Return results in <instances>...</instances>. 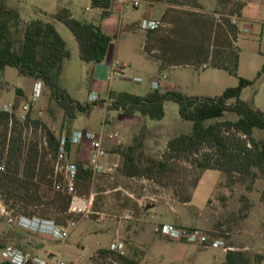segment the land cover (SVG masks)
Segmentation results:
<instances>
[{
    "label": "rangeland",
    "instance_id": "1",
    "mask_svg": "<svg viewBox=\"0 0 264 264\" xmlns=\"http://www.w3.org/2000/svg\"><path fill=\"white\" fill-rule=\"evenodd\" d=\"M5 1L12 7L24 6L30 10L40 7L52 10L56 5H62L68 7L73 16L90 20L102 21L105 17L101 16L100 8L91 6L90 0ZM243 1L138 0V4L134 5L132 0H112L111 6H116L121 12L107 14V17L115 20L114 27L108 30L115 33L110 46L114 51L113 58H118L124 64L120 76L110 75V64L107 68L106 60L83 61L79 57L78 45L70 29L64 23L57 22L59 30L63 33V30L66 31L64 35L71 51L66 61L64 78L66 85L71 89L69 92L85 102L90 100L88 93L92 87L98 92L99 98L108 102L110 90L145 93L154 88L151 85L152 79L160 77L159 85H168L170 82V88L187 94L214 95L226 86L237 84L238 75H241L251 82L241 89L240 98L264 111V0ZM220 16L222 20L226 16L230 20L229 23L223 20L225 27L217 23ZM142 18L158 22L159 29L152 33L147 42L155 48L150 52L162 55L165 62L180 54L197 61L199 52H204L205 48L212 51L207 59L210 62L214 53L220 52L217 58L227 55L236 44L237 64L228 62L231 69H226L209 63L204 65L198 60L195 64H179L175 67L166 64L160 67L153 59L146 61L143 57L145 51L141 48L146 38L144 39V33L139 31L145 30L140 27ZM20 22L18 30H22L26 21L20 19ZM233 31L236 32L237 38L232 43L233 46H230L229 40ZM133 76H139L141 79L133 80ZM26 82H31V79L21 75L12 65H8L0 76V89H3V93L6 92L0 97V110H3L4 104L12 103L11 113L7 111L8 119L11 116L12 120L0 116V160L5 163V170L0 171V201L7 204L13 215L34 213L52 218L55 222H64L66 216H74L78 217V222L68 237L61 241L49 233L21 227L0 217V241L22 246L39 255H45L48 250L55 256L60 255L70 264H92L97 248L108 246L112 240L118 238L125 242L126 254L135 258L145 255L144 250L147 249L146 259L141 264H163L162 257L169 254L192 264H215L218 256L221 260L224 258L221 247L227 244L228 231L235 236V243L246 241V236H242L241 232L246 231L254 237H262L264 234V224L258 223L257 227H252L244 221L246 206L260 197L264 186V172L255 166H252L249 172L221 171L214 165L216 150L206 145H202L199 150L189 151L171 150L167 143H162L153 150H145L140 147L137 138L133 141V162L140 166H153L148 174L135 176L143 182L142 186L137 185L136 188L140 193L144 187L149 190L147 204L157 201L149 211L143 212L147 214V222L141 225L134 224L133 218L123 215L122 208L127 207L122 199L124 191L114 188V180L105 176L107 171H94V175L88 179L75 178L72 192L57 189L59 182L65 183V175L69 173L68 164L76 160H86V156L90 155L88 140L85 137L79 141L75 140L74 132L83 133L87 129L98 131L106 123L104 119L111 110H107L103 103L95 105L89 112H77L72 119H65L63 109L49 98L37 105V108L34 105L36 100L31 101L26 96L13 99L16 85ZM158 87L164 89V86ZM233 100L234 98L229 99ZM24 102H32L31 118L39 119L37 125L32 120L25 121L27 111L22 109ZM234 118L236 114L233 111H225L220 116L206 119L205 123ZM149 119L151 124L158 125L162 132L160 135L165 137L190 132L192 129L191 120L179 115L178 103L171 99L166 100L162 118ZM45 126L55 131L58 137L64 135L66 139L69 138V146L63 149L62 156H57L54 150L44 145ZM107 127L110 125L107 124ZM239 134L250 143L244 133H235ZM11 136L17 137L19 148L13 152L7 166L8 152L5 150ZM253 136L264 138V132L254 128ZM125 149L126 146L123 147L124 152ZM122 165L126 171L124 162ZM72 193L88 199V205L80 211L86 212V215L80 217L78 212H67ZM117 194L118 205L115 204ZM169 197L178 199V213L186 223H193L185 226L198 227L209 233V237L222 238L223 243H211V246H202L197 242L178 243L180 248L174 243L175 248H164L160 243L163 239L156 240L166 236L155 232L154 226L161 223L158 222L160 219L173 216L174 212L170 211L169 205L165 203ZM185 199L189 202H180ZM128 213L131 216L132 212ZM99 214L102 215V220L97 218ZM115 217L121 219L118 223V236L110 221ZM212 218L215 219L211 226H205ZM244 245L252 249L258 248L264 255L263 239L246 241ZM247 247H244V251H248ZM260 264H264V257Z\"/></svg>",
    "mask_w": 264,
    "mask_h": 264
},
{
    "label": "trees",
    "instance_id": "2",
    "mask_svg": "<svg viewBox=\"0 0 264 264\" xmlns=\"http://www.w3.org/2000/svg\"><path fill=\"white\" fill-rule=\"evenodd\" d=\"M111 1L90 0V4L100 8L101 16H104L110 13ZM50 15L62 21L70 29L78 45L79 57L83 61L100 62L105 58L115 33L106 32L98 22L73 16L66 6H58ZM223 20L228 21V23L230 21L227 16L223 17ZM223 20L220 16L217 23L225 27L226 24ZM20 23L17 9L5 0H0V76L6 65H12L17 68L20 74L39 78L43 82L44 91L49 99L54 100L63 109L65 119H72L77 112H89L95 105H101L105 102L104 98L82 102L72 96L67 88L60 83L63 61L69 57L70 49L52 21L35 17L25 22L22 30H18ZM158 29L159 25L145 30V50L152 51L155 49L153 45L149 46L147 41L152 33ZM226 30L228 29L226 28ZM236 38L237 34L233 31L229 40L230 46H233L232 43L235 42ZM211 52L205 48L204 52H199L197 61L203 62L204 65L209 63L226 69H231L228 62H232L233 65L237 64L238 47L236 44L229 54L217 58L220 52H216L213 60L208 62L207 59ZM153 55L160 60V67L166 64L197 63L194 58L181 56L182 54L172 56L168 62L163 61L160 54ZM250 82V79L238 75L237 84L226 86L220 93L214 95L187 94L175 88L160 89L158 87H154L145 93L110 90V100L105 107L107 110L120 109L124 114L139 112L149 118L160 119L164 115V100H174L178 103L179 115L191 120L192 129L188 133H178L171 136L167 140L169 149L196 151L202 145H206L216 150L214 165L221 171L249 172L251 167L255 166L259 171L264 172V138L260 139L253 136L254 128L264 132V111L240 98L241 89ZM230 98H234V100L229 101ZM31 107L30 105L25 114V121L32 120L37 125L39 119L31 118ZM225 111H233L236 118L205 123L206 119L220 116ZM0 116L9 120L8 112L5 110H0ZM45 130L49 147L56 151L59 147L60 137L51 128L45 126ZM238 131L244 133L250 143L240 134L235 135ZM68 146L69 138H65L64 148H68ZM18 148L17 137L11 136L6 149L8 152L7 166L10 164L13 152ZM133 151V144L126 146L124 152L126 172L130 175L148 174L153 166L150 164L140 166L133 162ZM75 164L76 178L88 179L92 176L91 167L84 166L81 160H76ZM201 164L204 163L201 162ZM260 198L264 200V186L260 191ZM106 250V247H98L96 251L105 252ZM120 258L121 264H138L137 259L128 254L121 255ZM262 258L261 252H249L239 248L227 247L221 264H260ZM0 264L10 263L2 261Z\"/></svg>",
    "mask_w": 264,
    "mask_h": 264
},
{
    "label": "crops",
    "instance_id": "3",
    "mask_svg": "<svg viewBox=\"0 0 264 264\" xmlns=\"http://www.w3.org/2000/svg\"><path fill=\"white\" fill-rule=\"evenodd\" d=\"M58 6H62V5H56L54 7V9H52V10L47 9V8H43V7L34 8L31 10L29 8H24V6H19V7L14 6V8L17 9V11L19 12L20 19H22L23 21L27 22L30 19L35 18V17H40V18L52 21L53 24L55 25L56 29L58 30V32L65 39L67 46H68L66 36L64 35V33L66 34V31L63 30L64 31V33H63L61 30H59L58 24H57V22H62V21H60V20H58V19H56L50 15V13L54 12ZM243 7H244V5H243ZM243 7L241 9V18L243 16ZM109 9H110V12H118V13L120 12V10H118V8H116V6L115 7L110 6ZM108 15H105L106 18L104 17L102 19V21H100V20H98V21L92 20V21L100 23L101 27L106 32L112 33L113 31L108 30V29L114 27V21L115 20L110 18V17H107ZM88 20H90V19H88ZM139 31L141 33H144V35H145V30H139ZM145 38L146 37L144 36V39ZM112 41H113V39H112ZM145 42H146V39H145ZM145 42L143 40V42L141 44V48L145 51L143 53L144 59H146V61H147V59H153L155 63L159 64L160 60L156 56H154L152 54V52L145 50V48H144ZM110 46H111V43L109 45V48H108V51H107L105 58L102 60V61L106 60L105 64H106L107 68L109 67V64L111 63V61L114 59L113 58L114 57L113 56L114 51H112ZM67 58H65L63 61L62 70L60 73L59 80H60V83L64 87H66L68 91L71 92V89L68 87V85H66L67 83L65 82V79H64L65 73H66ZM7 66L8 65L5 66L3 72L6 71ZM175 66L176 65H171V67H175ZM21 75H23V74H21ZM23 76H27V75H23ZM27 77H29V79H31V82H29V83L26 82L23 84L16 85L15 88H19V89H15V94H14L13 99L21 98V96L22 97L26 96V97L30 98L33 94H37V99H36V102L34 104L37 108V105L43 103L46 99L48 100L49 97H48L47 93L44 92L43 82L39 78H34L31 76H27ZM153 79H155V78H153ZM157 79H158V86H164V89L172 87L170 82L168 85H167V83H164V85H161V84L159 85L160 77ZM93 89L94 88L91 87L89 89V91H91ZM2 90L3 89H0V97H1V95H4L6 93V92L3 93ZM94 91H95V89H94ZM71 95H72V93H71ZM88 97H89V95H88ZM166 100H164V102H163L164 108L166 105ZM107 103L108 102H104V105H106ZM110 110L111 111L107 114V117L104 119V121L106 123L103 125V127L101 129L98 130V132H101L103 134V142L107 148V155L105 156V158H103L101 160V162L103 164L104 170L107 171V172H105L106 178L110 179V180H114L113 185H114V188L116 190L122 189L124 191L122 199L125 201V204H127V207L122 208L124 211L123 215L125 217L133 218L134 224L141 225V224H144L145 222H147V214H144L143 212L149 211L150 208L153 207L157 201H155V202L150 201V203L147 204L146 203V200H147L146 197H147V193L149 192V190L146 189V187H144L143 192L140 193L141 191H139V189L136 188L137 185L140 187V185L142 186V183H143L141 180H138L135 177V176H138L139 174L130 175V174L126 173V171H124V169L122 168L123 167L122 163L124 162L123 147L127 146L129 144H133V141L137 138L138 139L137 142H140V147L144 148L145 150H146V148H147V150H153L155 148V146L162 144V143H167V140L171 136L165 137V135L164 136L160 135V134H162V132H161V129L158 127V125L151 124L149 117L146 115H142L139 112H134L132 114H124L120 109H110ZM107 124H109L110 127H107ZM114 132H116V134H114ZM180 133H188V132H180ZM159 141H160V143H159ZM81 158L83 159V157H81ZM88 158L89 157L87 155L86 160L83 159L82 162H83L84 166H88ZM93 175H94V171H93L92 176ZM169 198H168V200L165 201V203H167L169 205V210L174 212V214L172 217L166 218V219L162 218L158 222H173V223H177V224L189 225L190 223H186L184 221L183 217H181V215L178 213V203H177L178 199L175 197H172L170 199ZM118 199H119V196L117 194V196L115 197V201H116L115 204L118 203ZM132 199H135V201H133ZM83 200H84L85 205H88V199L84 198ZM180 202L185 203V202H189V201L187 199V200H180ZM214 202H216V199ZM246 203H248V202L246 201ZM245 209H246V219H244V221H246V224L248 226H252V227L256 226L257 227L258 223L264 224V219H263V217H264V200H262L260 197H258L256 199V201L255 200L252 201L249 205L246 206ZM128 211L132 212L131 216H129L130 213H128ZM164 216H166V215H164ZM214 219L215 218H212V220H210L208 222L209 224H206L205 226H211V224L214 222ZM120 220L121 219L118 217H115L114 219H110V221H112L113 230L117 236L120 232L119 228H118L119 227L118 223H120ZM192 224H190V225H192ZM230 232L228 231L229 235L226 238L227 244L224 247H221V254L223 256H224V253H225V250L227 247L241 248V249L245 250L244 247L245 246L247 247V245H244L246 241L252 242V241H256L258 238H261L264 240V234L262 235V237H254L253 235H251V234L249 235L245 231V232H241V235L246 236L244 238L246 241L241 242V243H235L237 240L234 239L235 236L233 234H231ZM161 239H163V240H161ZM176 239L177 238H170V237L166 236V238H160L156 241L161 240L160 243H161V245H163L164 248L174 247L173 246L174 243H176L177 248H180L178 243H187L188 242L185 240L182 241V239H180V240H176ZM170 240H174L175 242H171ZM100 247H102V246H100ZM247 248H248L249 252H252V251L260 252V250L258 248H255V247L253 249L250 247H247ZM144 249H145V247H143V250ZM146 250L147 249L144 250L145 255H142V256H139L136 258L138 261V264H141V262L146 259V255H147ZM263 257H264V255H263ZM162 259H163V264H192V262H188L187 260H185L183 258L179 259V258L174 257V254H169V256H163ZM223 259L221 260L218 256L215 264H221ZM261 261H260V263H261Z\"/></svg>",
    "mask_w": 264,
    "mask_h": 264
},
{
    "label": "built area",
    "instance_id": "4",
    "mask_svg": "<svg viewBox=\"0 0 264 264\" xmlns=\"http://www.w3.org/2000/svg\"><path fill=\"white\" fill-rule=\"evenodd\" d=\"M125 1V0H123ZM132 3L138 4V0H132ZM158 22L154 19L142 18L140 20V27L143 29H147L149 27L157 26ZM124 64L119 61L117 58H114L110 63V75H121L123 73ZM133 80L139 81L141 78L139 76H133ZM151 85L153 87L158 86V79H152ZM90 100L98 99L99 94L91 90L88 93ZM31 101H35L37 99V94H33L30 97ZM32 103V102H31ZM30 103V104H31ZM30 104L28 102H24L22 104V109L28 110ZM12 103L4 104L2 109L6 111H10L11 113ZM25 119V116H24ZM12 120V117H9V121ZM39 129H41L39 127ZM44 133L46 130H43ZM116 134V132H114ZM46 137V138H45ZM74 139L79 141L81 138H86L88 140V145L90 149V155L88 158V166L92 168L93 171L103 172L105 171L103 168V164L101 160L105 158L107 155V148L103 142V134L93 129L84 130L83 133H79L78 131L74 132ZM76 137V138H75ZM60 143L58 149L55 151L57 156H62V152L64 149L65 137L64 135L60 136ZM43 143L45 146L47 143V133L44 135ZM49 146V145H48ZM7 149V148H6ZM6 151V150H5ZM69 173L65 175V183H58L56 188L65 192H72L74 189L75 182V172H76V164L69 163ZM5 170V163L3 160H0V171ZM82 196L76 195L72 193L71 202L67 208V212L69 213H80L81 216L86 215V212L83 211L86 207L84 205H79L78 203L83 200ZM87 211V210H86ZM0 217L5 218L7 221H11L16 225L21 227H25L31 230H37L40 232L49 233L56 239L61 241L65 240L71 229L78 222V217L74 216H66L64 222H55L52 218L41 217L34 213L32 214H22L18 213L13 215L12 210L7 208V204L1 203L0 201ZM98 219L102 218V215H97ZM154 231L160 235L167 236L170 238H179L188 242H197L202 246L210 245L211 243L222 244L223 239L219 237H209V233H206L204 230H201L195 226H185L173 222H161L157 223L154 226ZM106 247L105 252L95 251V255L92 261L93 263L98 264H121V255L126 254L125 252V242L122 239L115 238L112 240L108 246ZM93 255V254H92ZM8 261L10 264H70L66 260H64L60 255H53L51 251H46L45 255H39L35 252H32L22 246L15 245L12 243H7L0 241V262Z\"/></svg>",
    "mask_w": 264,
    "mask_h": 264
},
{
    "label": "water",
    "instance_id": "5",
    "mask_svg": "<svg viewBox=\"0 0 264 264\" xmlns=\"http://www.w3.org/2000/svg\"><path fill=\"white\" fill-rule=\"evenodd\" d=\"M78 204L79 205H84V200H81Z\"/></svg>",
    "mask_w": 264,
    "mask_h": 264
}]
</instances>
